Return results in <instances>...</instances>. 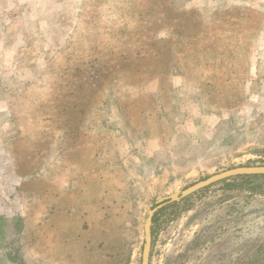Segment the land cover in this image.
<instances>
[{
    "label": "rangeland",
    "instance_id": "obj_1",
    "mask_svg": "<svg viewBox=\"0 0 264 264\" xmlns=\"http://www.w3.org/2000/svg\"><path fill=\"white\" fill-rule=\"evenodd\" d=\"M251 165L264 0H0V264H141L160 198ZM155 214L150 264H264V174Z\"/></svg>",
    "mask_w": 264,
    "mask_h": 264
},
{
    "label": "water",
    "instance_id": "obj_2",
    "mask_svg": "<svg viewBox=\"0 0 264 264\" xmlns=\"http://www.w3.org/2000/svg\"><path fill=\"white\" fill-rule=\"evenodd\" d=\"M243 174H264V165H251V166H237L234 168H230L224 170L222 172L213 174L208 178L198 181L193 185L185 188L181 191L180 194H170L160 198L157 201V204L148 210L145 222H144V245L142 251V261L141 264H150V254H151V247H152V225H153V218L155 213L163 207L166 203L172 201H178L183 197H186L201 188H204L210 184H213L217 181L222 179L236 176V175H243Z\"/></svg>",
    "mask_w": 264,
    "mask_h": 264
},
{
    "label": "trees",
    "instance_id": "obj_3",
    "mask_svg": "<svg viewBox=\"0 0 264 264\" xmlns=\"http://www.w3.org/2000/svg\"><path fill=\"white\" fill-rule=\"evenodd\" d=\"M156 215H157V214H155V216H154V218H153V222H155V221H156Z\"/></svg>",
    "mask_w": 264,
    "mask_h": 264
},
{
    "label": "crops",
    "instance_id": "obj_4",
    "mask_svg": "<svg viewBox=\"0 0 264 264\" xmlns=\"http://www.w3.org/2000/svg\"><path fill=\"white\" fill-rule=\"evenodd\" d=\"M90 205H95V203H90ZM94 212H96V211H94Z\"/></svg>",
    "mask_w": 264,
    "mask_h": 264
}]
</instances>
